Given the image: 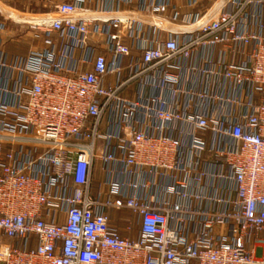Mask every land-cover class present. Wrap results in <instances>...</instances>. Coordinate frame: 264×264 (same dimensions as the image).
<instances>
[{"label": "built area", "instance_id": "built-area-1", "mask_svg": "<svg viewBox=\"0 0 264 264\" xmlns=\"http://www.w3.org/2000/svg\"><path fill=\"white\" fill-rule=\"evenodd\" d=\"M155 12L22 19L70 43L0 62L19 74L0 88V264H264V0L181 25ZM147 20L169 37L133 60L125 38ZM138 80L152 97L125 95Z\"/></svg>", "mask_w": 264, "mask_h": 264}, {"label": "crops", "instance_id": "crops-1", "mask_svg": "<svg viewBox=\"0 0 264 264\" xmlns=\"http://www.w3.org/2000/svg\"><path fill=\"white\" fill-rule=\"evenodd\" d=\"M217 0H0V62L11 66H20L27 59L36 57L42 51L54 48L58 55L62 54L65 43H70L68 38H61L53 34L48 35L37 30L32 24H26L22 21L24 18L29 20L48 16L55 12L58 6L69 3L78 8L88 10L95 15L105 13H146L154 7L165 5L167 12L165 14L156 13L155 16H162L168 19L172 24H188L199 19L203 14L209 11ZM148 20L139 26H136V33L125 38V43L132 49L133 60H139L142 57V49L149 44L147 41L166 40L169 35L159 31L154 26L151 27ZM124 32V31H123ZM126 33V32H125ZM181 39V37H180ZM72 45V44H71ZM89 48H92L96 55L104 54L109 59L112 53L108 47L106 36L93 33L88 41ZM75 59L82 60L87 56L86 49L75 48ZM22 65V64H21ZM70 67L74 65L69 64ZM90 70V67H85ZM179 72L175 73L178 74ZM185 72L180 76L186 79ZM19 74L14 70L0 68V88L3 86L13 87L18 81ZM184 87L188 88L189 83L183 81ZM167 102V109H183L186 98H174L168 90L158 91ZM125 95L130 99L136 97L150 98L153 96L152 86L144 80H138L129 86ZM1 98V97H0ZM8 103L11 101L6 98ZM183 105V106H182ZM185 130L183 126L179 127L174 135ZM204 137V136H203ZM205 137L208 139L209 135ZM106 180V179H103ZM209 188L212 184L208 183ZM214 187H218L214 185ZM220 187V186H219ZM115 225L120 224L113 220ZM122 226V224H121ZM120 227V226H119Z\"/></svg>", "mask_w": 264, "mask_h": 264}, {"label": "rangeland", "instance_id": "rangeland-1", "mask_svg": "<svg viewBox=\"0 0 264 264\" xmlns=\"http://www.w3.org/2000/svg\"><path fill=\"white\" fill-rule=\"evenodd\" d=\"M99 151H98V153L99 154H103V146H104V142L103 141H99ZM106 177H105V174L104 175H102V173H99L98 171L96 172V182H95V184H96V186L98 187L99 185H100V183L102 182V181H104L103 179H105Z\"/></svg>", "mask_w": 264, "mask_h": 264}, {"label": "trees", "instance_id": "trees-1", "mask_svg": "<svg viewBox=\"0 0 264 264\" xmlns=\"http://www.w3.org/2000/svg\"><path fill=\"white\" fill-rule=\"evenodd\" d=\"M110 213H111L113 220L119 223V214L114 211H111Z\"/></svg>", "mask_w": 264, "mask_h": 264}]
</instances>
